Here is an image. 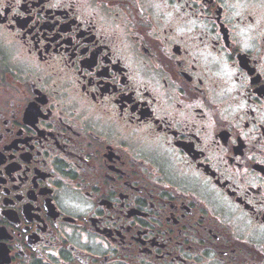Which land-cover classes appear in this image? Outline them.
<instances>
[{"label":"flooded vegetation","instance_id":"1","mask_svg":"<svg viewBox=\"0 0 264 264\" xmlns=\"http://www.w3.org/2000/svg\"><path fill=\"white\" fill-rule=\"evenodd\" d=\"M0 264H264V0H0Z\"/></svg>","mask_w":264,"mask_h":264}]
</instances>
